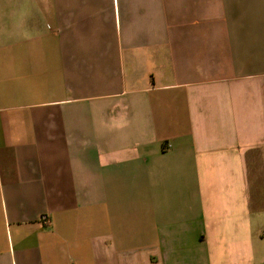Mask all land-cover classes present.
<instances>
[{"label":"crops","instance_id":"obj_1","mask_svg":"<svg viewBox=\"0 0 264 264\" xmlns=\"http://www.w3.org/2000/svg\"><path fill=\"white\" fill-rule=\"evenodd\" d=\"M0 264H264V0H0Z\"/></svg>","mask_w":264,"mask_h":264}]
</instances>
